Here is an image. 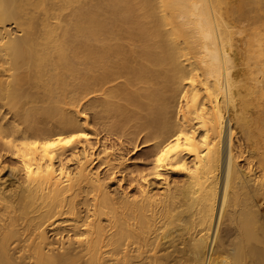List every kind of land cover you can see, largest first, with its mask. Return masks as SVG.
Segmentation results:
<instances>
[{"label":"bare ground","instance_id":"6f19581e","mask_svg":"<svg viewBox=\"0 0 264 264\" xmlns=\"http://www.w3.org/2000/svg\"><path fill=\"white\" fill-rule=\"evenodd\" d=\"M0 71V137L24 171L0 183V264H264V0H0ZM95 94L181 187L114 195L84 148L56 165Z\"/></svg>","mask_w":264,"mask_h":264},{"label":"rangeland","instance_id":"374dc122","mask_svg":"<svg viewBox=\"0 0 264 264\" xmlns=\"http://www.w3.org/2000/svg\"><path fill=\"white\" fill-rule=\"evenodd\" d=\"M256 13L258 14L259 12L257 11ZM234 15L235 16L232 18L236 23H239V25L248 27L249 23L251 24L250 20H247L249 22L246 23L247 21L242 19L238 13ZM5 26V30L12 31V36L19 35L18 30L13 25L7 24ZM5 74V72L0 71V77L2 79L6 78ZM100 97V94H95L79 104L78 109L86 114L79 119V124L81 130L87 134V140L85 142L80 141L76 143L74 150H65L56 161V165L60 166L62 164L65 169L72 171L76 165L75 161L77 155L81 152L82 148H84L87 153L92 155V159L94 160L92 167L99 172L101 178H105V176L112 173V179L107 181V187L111 193H115L114 195H125L127 197L129 196L130 198H128L131 200H139L141 198V192L147 188H150L149 190L157 193V195H161L164 193L165 179L168 181L167 183H170L172 190L181 187L185 180L183 173L179 171L170 172L166 171L165 168H161L158 169L159 175H154L153 172L155 171H153L152 168L157 141H151L145 145L143 143L145 140H149L147 136L149 130L142 129L139 126V121H132L122 127L115 126L114 123L116 119L114 117L102 114L98 112V109L91 107V103ZM174 104L176 109L183 110L184 98L182 95H180ZM0 112L6 114V107L1 108ZM6 117L9 121L12 116L8 113ZM19 128L23 129L24 124H20ZM235 139L238 140V137ZM5 140L6 139L0 137V183L6 193H10L19 183L23 182L24 171L21 166L20 158L5 149L3 145ZM103 151L106 153L108 152L109 158L113 159L112 161H114V163H112L116 166L114 169L102 164L103 158H105ZM117 158L123 161V164H119L120 161H118ZM186 160L191 161L192 157L186 156ZM241 160L239 164L246 166L247 161ZM256 166L257 165H253V168L255 169ZM256 171L259 170L256 168ZM147 214L149 213L147 212ZM132 221L133 220H130V222ZM103 222H105V220H103ZM51 233H53V231L48 232V234ZM176 233L177 232H172L173 237H177L178 239V235L181 232H179L177 236ZM152 235L154 236L151 237ZM151 236V238H154L156 233L151 234ZM170 236L172 237V235ZM131 241L132 240L126 242L128 246L127 249L130 247L131 250L134 248L136 249V244H130ZM144 247H140L139 250L143 252L144 256H147V262H151L149 258L151 259V257L157 253L154 251V255L152 256L151 251L154 249L150 251L148 247ZM143 248L145 250H143ZM145 252L147 254L151 253L147 255ZM149 255H151V257ZM144 261H146V259H144Z\"/></svg>","mask_w":264,"mask_h":264}]
</instances>
